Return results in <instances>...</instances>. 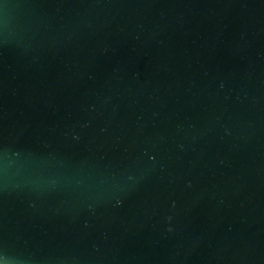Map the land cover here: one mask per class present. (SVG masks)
Segmentation results:
<instances>
[{"label":"water","instance_id":"obj_1","mask_svg":"<svg viewBox=\"0 0 264 264\" xmlns=\"http://www.w3.org/2000/svg\"><path fill=\"white\" fill-rule=\"evenodd\" d=\"M0 264H264V0H0Z\"/></svg>","mask_w":264,"mask_h":264}]
</instances>
